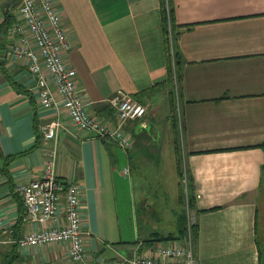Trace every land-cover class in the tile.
Segmentation results:
<instances>
[{
  "label": "crops",
  "instance_id": "0c3cea01",
  "mask_svg": "<svg viewBox=\"0 0 264 264\" xmlns=\"http://www.w3.org/2000/svg\"><path fill=\"white\" fill-rule=\"evenodd\" d=\"M52 1L89 112L117 120L107 102L119 92L148 111L126 125L134 144L119 173L130 183L118 182L119 147L76 130L64 111L40 110L34 78L5 61L6 29L22 0H0V264H73L67 243H5L39 230L24 223L17 188L43 177L53 143L40 128L54 120L64 127L59 177L81 187L89 264H130L172 244L196 264H264V0H169L168 37L162 0ZM168 41L180 61L175 85ZM182 188L193 197L194 245L177 240L188 209ZM160 237L175 239L153 242Z\"/></svg>",
  "mask_w": 264,
  "mask_h": 264
},
{
  "label": "built area",
  "instance_id": "2783aa9c",
  "mask_svg": "<svg viewBox=\"0 0 264 264\" xmlns=\"http://www.w3.org/2000/svg\"><path fill=\"white\" fill-rule=\"evenodd\" d=\"M6 38L4 59L25 66L34 78L33 91L40 110L64 111L76 130L96 140H112L123 151L133 147L134 140L126 125L142 120L147 108L119 92L107 102L117 120L107 121L89 112V104L79 96L66 64L72 44L52 0H22L15 23L6 29ZM63 128L58 120L40 128L43 139L53 143L44 154L43 177L17 188L25 210L24 223L37 225L39 230L5 243L20 249L67 243L73 264H89L79 209L81 187L78 182L61 180L58 173V135ZM130 264H196V261L187 247L172 244L157 248L154 257H137Z\"/></svg>",
  "mask_w": 264,
  "mask_h": 264
},
{
  "label": "trees",
  "instance_id": "16d2710c",
  "mask_svg": "<svg viewBox=\"0 0 264 264\" xmlns=\"http://www.w3.org/2000/svg\"><path fill=\"white\" fill-rule=\"evenodd\" d=\"M168 6L169 5V0H162V8H163V21L165 24V34L166 37H168L169 35V19H170V23H171V33L173 36V32H174V22L172 19V16L169 15L168 13ZM169 15V16H168ZM171 16V17H170ZM172 20V22H171ZM169 40V38H168ZM174 42L172 41L170 43V41L167 42V53H168V60H169V80L170 82H172L174 85L176 83H179L180 80V75H179V66H180V61H179V55L174 51V54L171 53V51L174 49ZM174 59V61H173ZM173 62L175 63V68H173ZM262 149H264V145L261 146ZM179 175L181 178L184 177V173L181 171H179ZM192 194L189 192V190L185 191L184 188L181 190V194H180V199L182 200L181 202L183 204L187 203L186 205L188 206V209L191 211V205H192ZM198 236V228L197 225L195 224H189L188 221V217L187 214L185 213L183 215L181 224H180V237L177 238L178 241H180V243H187L189 240H191L192 244L194 245L196 239ZM175 238L173 237H160L157 238L155 241L153 242H169V241H173Z\"/></svg>",
  "mask_w": 264,
  "mask_h": 264
},
{
  "label": "rangeland",
  "instance_id": "374dc122",
  "mask_svg": "<svg viewBox=\"0 0 264 264\" xmlns=\"http://www.w3.org/2000/svg\"><path fill=\"white\" fill-rule=\"evenodd\" d=\"M177 92V91H176ZM115 149V155L117 154V150H120V160H119V164H117V163H115V165H114V170H115V175H116V177H118V179H117V181L118 182H121L122 181V179H124V181L126 180L127 181V183H130V180L129 179H127L126 177H121L120 176V173H119V171H123V169H124V165L122 164V161H124V156H126V152L125 151H123L122 149H120V148H118L117 149V147H115L114 148ZM119 152V151H118ZM115 159H116V156H115ZM127 165V164H126ZM171 176H173V174H171ZM172 183V182H171ZM172 185V184H171ZM169 186H170V184H169ZM173 186H175V180H173ZM172 187V186H171ZM183 189V188H182ZM185 190V189H184ZM136 191V190H135ZM186 191V190H185ZM137 192V191H136ZM139 198V197H138ZM164 197H161V199H163ZM185 204H187V203H185ZM186 209V208H185ZM187 214V217H188V221H189V224L191 225V224H193L194 223V216H193V213L189 210V209H186V210H184V214Z\"/></svg>",
  "mask_w": 264,
  "mask_h": 264
}]
</instances>
